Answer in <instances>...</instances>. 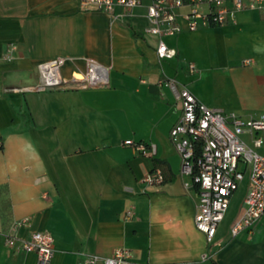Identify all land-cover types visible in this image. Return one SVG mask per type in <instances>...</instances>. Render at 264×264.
Wrapping results in <instances>:
<instances>
[{"label": "crops", "instance_id": "crops-1", "mask_svg": "<svg viewBox=\"0 0 264 264\" xmlns=\"http://www.w3.org/2000/svg\"><path fill=\"white\" fill-rule=\"evenodd\" d=\"M149 3L108 15L75 0H0V264H37L35 252L6 245L33 232L53 237L49 264L120 248L133 264H264V215L236 236L229 230L247 174L208 244L195 229L198 188L179 175L169 140L181 113L170 82L224 114L264 112V16L240 11L224 26L188 31L182 9L181 33L164 38L176 54L159 61L157 37L145 32ZM56 59L62 79H80L92 59L108 83L38 90L41 64ZM130 139L156 153L140 155L123 145ZM159 166L167 181L145 186Z\"/></svg>", "mask_w": 264, "mask_h": 264}, {"label": "built area", "instance_id": "built-area-1", "mask_svg": "<svg viewBox=\"0 0 264 264\" xmlns=\"http://www.w3.org/2000/svg\"><path fill=\"white\" fill-rule=\"evenodd\" d=\"M81 11L97 10L111 15L116 8L130 11L139 8L143 0H75ZM187 30L199 27L224 26L234 21L240 11H257L264 16V0H150L146 18L149 26L145 32L157 37L156 56L159 61L169 60L176 54L167 47L164 38L181 33L179 11ZM5 60L10 57L5 56ZM86 64L81 78L62 79L60 68L63 59L41 64L38 90L74 84L78 87L98 88L108 83L107 69L92 59ZM193 69V65H190ZM78 75V74H77ZM175 97L180 103L181 113L170 129L169 140L179 156V175L189 177L198 188L195 212V229L201 232L206 243L214 239L220 222L229 208L232 194L248 176V191L243 199L240 216L230 227L231 236L251 227L264 215V157L259 149L264 147V112L257 117H241L233 112L224 114L198 102L188 89H177L170 82ZM142 156H153L154 146L135 143L131 139L123 142ZM163 180L160 170L145 174L142 183L160 185ZM130 216V213H128ZM19 221L15 229L24 225ZM9 248L37 254V264H49L55 251L54 239L48 232H33L27 240L6 238ZM203 258H206L204 256ZM80 264H133L128 249L120 248L106 258L97 255L84 256Z\"/></svg>", "mask_w": 264, "mask_h": 264}, {"label": "trees", "instance_id": "trees-1", "mask_svg": "<svg viewBox=\"0 0 264 264\" xmlns=\"http://www.w3.org/2000/svg\"><path fill=\"white\" fill-rule=\"evenodd\" d=\"M158 165V164H157ZM159 170H160V172H161V175L163 176V180H162V182L161 183H164V182H166L167 181V178H166V175H165V171H164V168L163 167H160L159 166Z\"/></svg>", "mask_w": 264, "mask_h": 264}, {"label": "rangeland", "instance_id": "rangeland-1", "mask_svg": "<svg viewBox=\"0 0 264 264\" xmlns=\"http://www.w3.org/2000/svg\"><path fill=\"white\" fill-rule=\"evenodd\" d=\"M244 187H245L244 184H242L241 188L244 189ZM239 195H240V194L238 193V194H237V197H238ZM234 207H235V204H232L231 209H233Z\"/></svg>", "mask_w": 264, "mask_h": 264}]
</instances>
